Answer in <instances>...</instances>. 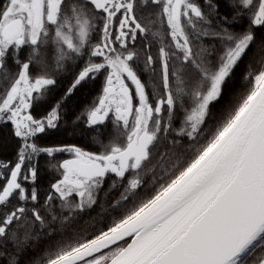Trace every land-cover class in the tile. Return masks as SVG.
I'll return each instance as SVG.
<instances>
[{"label": "snow or ice", "instance_id": "obj_1", "mask_svg": "<svg viewBox=\"0 0 264 264\" xmlns=\"http://www.w3.org/2000/svg\"><path fill=\"white\" fill-rule=\"evenodd\" d=\"M0 264H264V0H0Z\"/></svg>", "mask_w": 264, "mask_h": 264}]
</instances>
